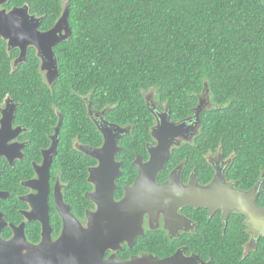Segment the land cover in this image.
Wrapping results in <instances>:
<instances>
[{
	"label": "trees",
	"instance_id": "16d2710c",
	"mask_svg": "<svg viewBox=\"0 0 264 264\" xmlns=\"http://www.w3.org/2000/svg\"><path fill=\"white\" fill-rule=\"evenodd\" d=\"M25 6L43 18L42 32L68 10L72 34L54 48L59 77L52 86L34 47L11 73L19 51L9 53L1 40L0 101L8 93L21 104L16 121L30 131L28 159L50 147L62 120L55 164L69 183L66 200L76 211L83 214L92 205L83 195L92 189L88 169L97 162L74 144L103 145L89 105L107 111L108 122L131 127L120 144L117 199L136 179L137 155L149 156L155 125L149 94L167 104L175 122L190 117L206 92L211 105L201 114L194 145L174 149L160 182L184 161L186 174L196 168L202 183L210 182L215 172L206 156L219 151L232 157L227 180L238 189L250 191L264 176V0H8L0 9ZM257 204L264 207V181ZM245 220L234 214L225 229L218 215L204 226L199 243L216 256L215 264H264V240L242 259V244L250 238Z\"/></svg>",
	"mask_w": 264,
	"mask_h": 264
},
{
	"label": "water",
	"instance_id": "95a60500",
	"mask_svg": "<svg viewBox=\"0 0 264 264\" xmlns=\"http://www.w3.org/2000/svg\"><path fill=\"white\" fill-rule=\"evenodd\" d=\"M8 0H0V8ZM69 13L66 10L57 24L49 31L41 32L43 18L30 15L28 7L14 8L11 11L0 9V41L8 43V49L21 51L20 61H24L30 47L37 50L40 58L41 72L47 73V80L52 86L59 77L58 61L54 48L68 40L72 34L68 23ZM205 94V93H204ZM206 96L207 92L205 95ZM209 102V101H208ZM13 116L5 115L2 120L0 141L12 127ZM104 136L105 144L100 149H88L86 155L98 161L99 166L90 170V183L96 187L95 193L87 197L98 207L96 213H89L90 224L84 229L71 214L69 207L62 200L57 201V209L62 216L64 227L61 238L53 246L50 245L51 230L45 221L43 242L38 247L26 245L25 226L14 229L15 236L10 241L0 237V264H151L150 258L134 259L121 262L115 257L104 259L109 250L117 251L122 243L133 246L135 239L142 234L143 216L146 213L164 212L169 222L177 221L174 217L183 207L208 208L210 214L218 209L223 212V221L227 223L233 212L245 216L255 239L264 238V208L257 206L264 176L249 192L235 189L233 183L225 184L223 174L218 171L212 183L205 188L198 187L197 180L192 179L190 187L184 188L180 181V169L175 170L167 182L160 185L158 176L162 173L171 158V150L175 140L187 132L185 124H173L169 115L163 117L153 132L158 145L150 149V160L143 163L138 157L133 166L138 170L137 179L132 187L125 189V195L120 201L115 200L116 181L121 176L122 164L116 161V155L121 152L117 142L122 135L106 125L99 129ZM185 133V134H184ZM58 135L53 139L52 148L45 153L44 169L41 183L37 187L43 189V196L48 195L49 169L58 147ZM186 137V136H184ZM41 190V191H42ZM4 195L0 194V198ZM155 218V217H153ZM5 225V224H4ZM3 221L0 222V234ZM50 242V243H49ZM26 249L28 256L23 255ZM52 250V254L50 251ZM44 252L45 254L40 253ZM50 256V262H48ZM40 259V260H39ZM43 260V262H42ZM150 262V263H149ZM172 260L156 261L152 264H170Z\"/></svg>",
	"mask_w": 264,
	"mask_h": 264
},
{
	"label": "flooded vegetation",
	"instance_id": "af4514ba",
	"mask_svg": "<svg viewBox=\"0 0 264 264\" xmlns=\"http://www.w3.org/2000/svg\"><path fill=\"white\" fill-rule=\"evenodd\" d=\"M14 50L19 51V56L14 60H12L11 73H14L21 64H24L27 61V56H28V51H27L25 60L21 62L20 61L21 51L19 49H11V50L8 49V52L11 53ZM44 79L46 83L49 85L48 80L45 76ZM201 98L204 100H201ZM146 100L154 116L155 125L151 129L153 140L152 142L147 143V152L149 155L148 158L146 159L143 158V156L141 155H137V158L138 157L142 158L143 163H146L150 160V154H149L150 149L158 145V142L153 137V132L156 130L159 122L162 121L164 116L169 115V121L173 124H185L187 126V132L186 134L184 133L185 134L184 136L186 137L182 136L175 140L176 144L173 145L171 150V156H172L174 149L181 148L187 144L194 143V140L200 135V130L202 127L200 120L201 114L205 109L207 110L211 108L210 103L206 102L207 99L200 96V105L193 110L192 115L188 118L175 122L172 121L171 119V111L169 110L167 104L165 103L161 104L158 100L155 99V96L151 94L146 96ZM20 106L21 104L15 99H13L8 93L4 96L2 101H0V132L2 129V120L4 119L5 115L7 114L9 115L11 112L13 116L12 127L9 128V131L6 133L5 141L4 139L0 141V194L4 195V197L0 198V222L3 221V227L1 228L0 237L4 241L12 240L15 236L13 227L19 228L22 225H24L26 245H29L31 247H38L43 242V232H44L43 223L45 221H48V226L50 227L49 229L51 230L50 231L51 243L50 242L49 243L51 246H53L61 238L64 227L62 216L60 215L56 205L58 200H62L65 206L69 207L71 214L75 217L76 221L84 229L88 228L90 224L88 214L96 213L98 211V207L87 197V194L96 192L95 185L90 183L89 179H90V170L92 168L98 167L99 164L98 161L94 159L97 162V164L88 169L89 175L87 178V182L92 187V189L86 191L83 196L89 202H91L92 205L84 206L85 207L84 213L81 214L80 212L76 211L71 204L67 202L65 194L67 187H69V183H66L64 181V178L66 177H64V175L58 170L59 167H57V164H55V159L58 157V153H59L60 130L62 126V120L60 119L58 125L54 129L55 133L52 136H50V140H51L50 147L46 149H40L38 158L36 157V152L34 151V158L35 157L36 158L33 159V157H31L30 159H28L27 149L31 145V141L28 137L30 131L24 125L17 124L16 121L18 109L20 108ZM106 113L107 111H98L92 108L91 105H89L88 116L93 121L97 130L101 134L103 138L102 144H105V139L103 134L99 130L101 126L106 127L107 125L116 132L117 130L122 131V135L117 142L122 152L123 149L120 146V144H123L122 140L125 137L131 135V127L129 126L123 127L121 125L108 122L105 117ZM58 129H59L58 147L55 155L53 156L52 165L49 169L48 195L43 196L42 187L44 190H46V193H47V189L44 186H41L40 189L39 187H37L36 184L39 182L41 183L42 175L47 174L43 166L45 160L44 156L45 153L52 148L53 139L56 137ZM102 147L103 145L100 148ZM100 148H91L89 146H84L77 142L74 144V149L84 154L87 157L89 156L86 155V150L100 149ZM121 152H119L116 155V161L118 163H121L123 168V162L118 160V155ZM137 158L135 159V161L137 160ZM206 160L211 165L212 169H214L215 172L212 180L208 183H202L201 179L198 177V171L196 170V168H192L190 173L186 174L185 171L186 161L182 162L180 165L173 168L170 171L168 178L163 182L159 181V176L161 174L160 173L157 182L160 185L164 184L165 182L168 181L171 174L175 170L180 169V181L184 188L190 187L193 178L197 180V185L199 188L200 187L205 188L212 183L218 171H220L225 178L226 185L233 183V187L235 189L239 191H243L237 188V183L227 180V171L230 169L232 165V157L225 158L224 155L219 151L217 154L214 155L210 154L209 156H206ZM167 166L165 170L167 169ZM122 168H121V173H122ZM137 176H138V170H137ZM121 177L122 174L117 179V181ZM117 181H116V185H117ZM134 183L130 186L124 187V195H125V189L132 187ZM243 192H249V191H243ZM124 195L121 198L117 199L115 193V200L116 201L122 200ZM257 206L259 207L258 204ZM260 208H264V207H260ZM206 214H207V220L204 219L206 218L205 217ZM234 214H239V213L236 212L231 213L227 219V223H225L223 221V212L218 209H216L211 215L210 209L208 208L201 207L199 209H195L190 207H183L177 211L176 214L177 216L174 217L177 221L173 220V222H172V218L170 219L169 222L167 221V217L164 212H158L157 214H154V216H152V214L150 213H146L143 216V223H142L143 235H139L135 239L133 246H130L127 242L122 243L120 245L119 250L117 251L109 250L108 252H106L104 259L108 260L111 257H115L117 260L121 262H129L134 259H144L147 257L151 259L150 261L151 264L156 261H165V260H172L170 264H215L216 256L213 258L211 254L205 251V249L203 248L204 246L201 247L202 244L199 243L201 241L200 232H202V229L204 228L205 225L208 224V222H210V220H212L214 217H217L218 215H220L224 228L226 229L230 217L233 216ZM244 225L249 227L247 233L250 235V238L246 243L242 244L241 247V249L243 250L242 259H245L251 253L256 252L260 246V243L264 240L263 237L254 240V238L251 235V228L247 223V219L245 220ZM140 240L143 241L139 243ZM234 240L239 241V239H232V241ZM22 252L24 256L29 255L26 249H24ZM52 253L53 252L51 250L50 254ZM41 254H45V253L42 252L39 255ZM50 259H51L50 256H48L47 259L48 262H50ZM38 264L41 263L39 262Z\"/></svg>",
	"mask_w": 264,
	"mask_h": 264
},
{
	"label": "rangeland",
	"instance_id": "374dc122",
	"mask_svg": "<svg viewBox=\"0 0 264 264\" xmlns=\"http://www.w3.org/2000/svg\"><path fill=\"white\" fill-rule=\"evenodd\" d=\"M44 74V76L47 78V73L46 72H42ZM203 98H206L208 101H209V97H208V92L206 94V96H204ZM201 100H204L201 98ZM206 100L207 103H209L208 101ZM205 102V101H204Z\"/></svg>",
	"mask_w": 264,
	"mask_h": 264
}]
</instances>
